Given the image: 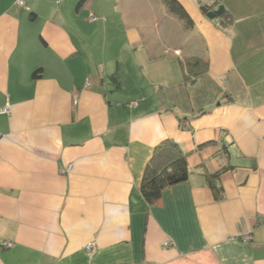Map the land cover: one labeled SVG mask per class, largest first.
I'll return each mask as SVG.
<instances>
[{"label": "crops", "instance_id": "0c3cea01", "mask_svg": "<svg viewBox=\"0 0 264 264\" xmlns=\"http://www.w3.org/2000/svg\"><path fill=\"white\" fill-rule=\"evenodd\" d=\"M79 1L0 0V264H264V0ZM163 139L189 174L147 204Z\"/></svg>", "mask_w": 264, "mask_h": 264}, {"label": "trees", "instance_id": "16d2710c", "mask_svg": "<svg viewBox=\"0 0 264 264\" xmlns=\"http://www.w3.org/2000/svg\"><path fill=\"white\" fill-rule=\"evenodd\" d=\"M162 2L169 13L178 17L186 27H192L193 21L190 15L178 0H162ZM198 2L199 10L206 19L219 20L224 25H228L233 21L232 14L225 8L222 0H198ZM30 15L34 16V13L31 12ZM182 64L185 69H188L187 71L191 67H197L192 72L193 76L200 74L206 67V63L199 58L185 59ZM188 174L187 154L181 150L174 140L163 139L154 146L145 165L139 185L140 193L147 204H152L160 198L165 188L185 181ZM217 177L218 173L208 176V183L213 188L211 179Z\"/></svg>", "mask_w": 264, "mask_h": 264}, {"label": "built area", "instance_id": "2783aa9c", "mask_svg": "<svg viewBox=\"0 0 264 264\" xmlns=\"http://www.w3.org/2000/svg\"><path fill=\"white\" fill-rule=\"evenodd\" d=\"M16 4L18 5V6H23L24 5V0H16ZM89 19L91 20V21H94V20H96L97 19V16L96 15H94V14H91L90 15V17H89ZM134 105H136L135 103H131L130 104V106H134ZM2 112H6V113H8L9 112V107L8 106H5L3 109H2ZM235 239H237V237L235 238ZM240 239H242V240H247V239H249V236L248 235H244V236H242V237H240ZM3 245L5 246V247H9V246H11V243L10 242H6V241H4L3 242ZM164 245H170V242H164ZM87 249H91V245H88L87 246Z\"/></svg>", "mask_w": 264, "mask_h": 264}, {"label": "rangeland", "instance_id": "374dc122", "mask_svg": "<svg viewBox=\"0 0 264 264\" xmlns=\"http://www.w3.org/2000/svg\"><path fill=\"white\" fill-rule=\"evenodd\" d=\"M178 51L177 50H175V53H177Z\"/></svg>", "mask_w": 264, "mask_h": 264}]
</instances>
